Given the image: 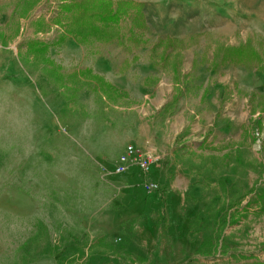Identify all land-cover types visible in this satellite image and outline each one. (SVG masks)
Wrapping results in <instances>:
<instances>
[{
    "label": "rangeland",
    "instance_id": "374dc122",
    "mask_svg": "<svg viewBox=\"0 0 264 264\" xmlns=\"http://www.w3.org/2000/svg\"><path fill=\"white\" fill-rule=\"evenodd\" d=\"M137 1L143 47L57 44L60 0H0V264H264V72L220 65L264 59V0ZM128 145L157 160L116 172Z\"/></svg>",
    "mask_w": 264,
    "mask_h": 264
},
{
    "label": "trees",
    "instance_id": "16d2710c",
    "mask_svg": "<svg viewBox=\"0 0 264 264\" xmlns=\"http://www.w3.org/2000/svg\"><path fill=\"white\" fill-rule=\"evenodd\" d=\"M60 1V11L63 15H69L71 20L68 27H66L65 33L59 35L56 41L57 44L65 43L71 36L81 44H85L90 39H95L102 42L116 40L120 43H132L136 47L146 46V41L140 38L148 29L144 2L137 0ZM59 20H57L58 24H60ZM124 20L128 21L125 26L123 25ZM66 24L63 25L66 26ZM182 43L180 40L169 37L167 41L160 39L153 49H158L160 46L165 45L163 60L167 64L171 57V52L177 51L175 54L177 59L181 55L179 50L184 48ZM39 45L38 41H33L29 49H34V51L38 52L47 49L46 44L43 47ZM221 53L220 65H243L264 72L263 55L251 42H246L239 46H223ZM88 71L90 72V70ZM89 72L85 73L90 74L91 72ZM92 76L99 89L103 87L108 95L114 96L116 92L121 96L123 94L127 95L120 88L106 81L102 75L92 74ZM175 98L174 100H177Z\"/></svg>",
    "mask_w": 264,
    "mask_h": 264
},
{
    "label": "built area",
    "instance_id": "2783aa9c",
    "mask_svg": "<svg viewBox=\"0 0 264 264\" xmlns=\"http://www.w3.org/2000/svg\"><path fill=\"white\" fill-rule=\"evenodd\" d=\"M157 158H153L152 155H143L139 150L133 146L128 145L124 154L120 158V162L114 167V170L118 173H123L129 165L138 164L143 170H149L150 165L153 164ZM153 187H158L152 184Z\"/></svg>",
    "mask_w": 264,
    "mask_h": 264
},
{
    "label": "crops",
    "instance_id": "0c3cea01",
    "mask_svg": "<svg viewBox=\"0 0 264 264\" xmlns=\"http://www.w3.org/2000/svg\"><path fill=\"white\" fill-rule=\"evenodd\" d=\"M156 148V147H155ZM154 148V149H155ZM156 150V149H155ZM158 169H160V166L158 165V167H156V169L155 170H158ZM154 172H156V173H154V175H156L157 176V171H154ZM135 181L136 180H133L132 182H129V183H131V186H130V190L128 189V191H130V193L133 195V196H135L137 193L138 194H143V193H145V190H144V188L142 187V188H139V187H133L134 185V183H135ZM172 208H175V206H176V203H175V198L173 197L172 198ZM158 205V201H157V198H156V196L155 195H153L152 196V198H150V200H149V206H152V205ZM172 215L173 216H175L176 214H175V209H173L172 210Z\"/></svg>",
    "mask_w": 264,
    "mask_h": 264
}]
</instances>
